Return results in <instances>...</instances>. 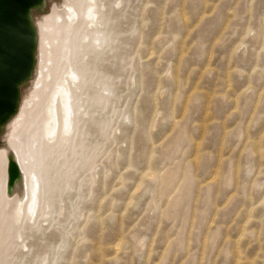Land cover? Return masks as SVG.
Here are the masks:
<instances>
[{
  "label": "rangeland",
  "instance_id": "374dc122",
  "mask_svg": "<svg viewBox=\"0 0 264 264\" xmlns=\"http://www.w3.org/2000/svg\"><path fill=\"white\" fill-rule=\"evenodd\" d=\"M95 2L93 23L80 0L29 9L0 182L2 142L26 143L39 205L18 218L2 199L0 264H264V0ZM71 66L73 129L48 140L46 98Z\"/></svg>",
  "mask_w": 264,
  "mask_h": 264
},
{
  "label": "bare ground",
  "instance_id": "6f19581e",
  "mask_svg": "<svg viewBox=\"0 0 264 264\" xmlns=\"http://www.w3.org/2000/svg\"><path fill=\"white\" fill-rule=\"evenodd\" d=\"M80 1L85 2L82 18L87 19L89 23H93L97 14L96 0ZM59 6H62L61 10L66 13V16L71 18V21L74 17L78 18V13L73 3H60ZM61 59V55L59 56V61L56 58V66L59 65ZM66 73L70 81L62 77L55 90L51 94H48L46 98L47 102L44 107L41 133L42 137H47L48 140H54L58 137L65 140L73 129L74 108L70 82L76 84L75 81L78 80V74L72 66ZM73 88H77V86L74 85ZM13 136L17 138V130L14 131ZM39 140L40 137L35 136L34 142H38ZM2 143L10 177L4 184L0 182V206L3 198L7 199L13 194L17 203V217L24 218L29 216L28 218L31 219L34 216L36 219L39 205V181L35 173L27 176L22 165L26 156L28 157V162L30 159L34 161V153L29 154L31 149L28 148L26 143H23L20 148L14 143L6 141ZM21 151L24 157L21 155Z\"/></svg>",
  "mask_w": 264,
  "mask_h": 264
},
{
  "label": "water",
  "instance_id": "95a60500",
  "mask_svg": "<svg viewBox=\"0 0 264 264\" xmlns=\"http://www.w3.org/2000/svg\"><path fill=\"white\" fill-rule=\"evenodd\" d=\"M41 0H0V123L14 111L20 83L30 76L35 34L29 9Z\"/></svg>",
  "mask_w": 264,
  "mask_h": 264
}]
</instances>
